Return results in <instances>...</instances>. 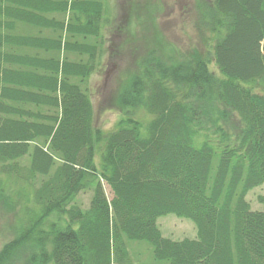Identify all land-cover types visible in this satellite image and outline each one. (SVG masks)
Wrapping results in <instances>:
<instances>
[{
    "label": "trees",
    "instance_id": "16d2710c",
    "mask_svg": "<svg viewBox=\"0 0 264 264\" xmlns=\"http://www.w3.org/2000/svg\"><path fill=\"white\" fill-rule=\"evenodd\" d=\"M202 4L205 52L136 59L106 131L84 87L103 0H0V174L20 178L0 207L23 210L0 264H132L130 240L150 245L147 264H264V209L247 199L264 183V0ZM167 214L196 237L163 235Z\"/></svg>",
    "mask_w": 264,
    "mask_h": 264
},
{
    "label": "rangeland",
    "instance_id": "374dc122",
    "mask_svg": "<svg viewBox=\"0 0 264 264\" xmlns=\"http://www.w3.org/2000/svg\"><path fill=\"white\" fill-rule=\"evenodd\" d=\"M207 1L209 0H103L106 8L104 15L109 20L108 26L103 29V54L99 66L84 86L92 100L96 127L106 131L112 129L122 116L113 101V93L120 86V79L126 78L134 68L136 59H145L155 51L164 63H188L195 53L205 52L208 33L199 21V12L201 6H204L202 3ZM136 16H139L141 24L135 21ZM209 66L212 70L216 69L213 63ZM231 122L234 124L235 119L232 118ZM18 164L25 166L26 158L19 160ZM19 179L2 173L0 186L7 184L6 181H15L10 184L11 191H15L20 185L16 182ZM103 188L106 197L110 199L112 193L109 186L103 182ZM262 193L264 183L248 192L247 199L252 209H264L257 202V196ZM77 199L86 207L90 191L80 192ZM22 218L21 207H16L15 211L0 207V247L11 238L14 224ZM157 225L163 235L172 239L196 237L195 226L187 218L167 214L158 217ZM128 244L132 264L134 261L137 264H147L148 258H151L150 245L146 241L136 240H130Z\"/></svg>",
    "mask_w": 264,
    "mask_h": 264
}]
</instances>
